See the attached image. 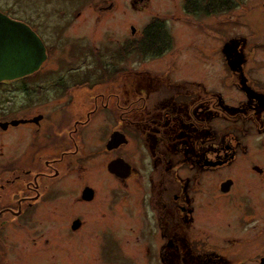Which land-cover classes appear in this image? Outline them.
I'll return each mask as SVG.
<instances>
[{
    "label": "rangeland",
    "instance_id": "1",
    "mask_svg": "<svg viewBox=\"0 0 264 264\" xmlns=\"http://www.w3.org/2000/svg\"><path fill=\"white\" fill-rule=\"evenodd\" d=\"M186 2L0 0L3 13L32 26L36 23L51 53L43 72L27 76L36 78L35 86L41 90L29 94L17 90L22 81L13 87L0 86V99L25 100L28 105L17 115L45 117L39 134L34 126L0 134L5 154H0V169L4 173L11 164L14 168L44 171L43 198L26 211L25 223L10 221L0 229V264H82L83 259L88 264H163L161 246L167 238L158 230L157 212L150 202L152 194L170 199L179 194L189 203L183 199L185 203L179 200L178 204L195 207L194 219L187 222L179 209H171V219L181 225L170 230V237L189 244L201 239L206 252L190 250L183 254L181 250H171V264H206L204 260L210 252L218 254L221 264H258V254L264 252V177L254 173L252 165L264 166V130L259 129V117L241 121L233 116L237 115L236 106L249 103L247 88L253 86L264 95V0H235V8L218 15H207L200 9L188 11ZM154 17L166 21L172 39L168 52L145 57L127 49L121 54L120 48L132 37V26L136 28L135 37L140 39ZM229 47L248 63L244 75H249L251 83L247 88L240 89L235 84L237 77H231ZM113 66L126 70L118 84L88 87L98 77H110L97 74L99 68ZM76 70L96 73L80 77L82 83L74 90L54 88L59 77L71 83L70 73L76 74L72 73ZM109 93L122 97V119L118 124L114 112L119 110L115 105L119 100L111 98L110 108L92 114L76 133L82 143L78 151L67 135L69 128L63 131L62 139L56 135L54 138V122L68 123L71 128L78 118H86L97 95ZM210 100L218 102V117L208 124L214 131H198L194 124L187 132L180 119L197 120L195 112L200 113L191 112L193 105H206ZM165 107L183 114L171 125L168 123L167 130L179 128L186 136L171 137L166 155L170 173L160 179L161 174L150 175L151 160L141 142L136 145L139 134L134 133L130 121L143 118L144 110L156 116ZM147 108L151 109L146 111ZM213 115L211 112L208 118ZM116 127L130 135V143L119 151L135 168L126 180L107 170L110 158L119 153L105 148ZM178 139L184 145L180 146ZM64 149L75 152L47 165L49 160L59 159ZM206 158L223 165L213 174L204 172L208 169H198L204 176V187L200 189L195 178L196 162ZM54 165L60 170L55 176ZM228 178L236 182L230 192L223 193L220 185ZM163 179L166 183L162 190ZM87 185L95 189V201L76 203ZM156 186L159 190H155ZM76 215L90 221L82 231L90 236L85 252L77 237L61 230L68 228L69 218ZM96 220L101 224L92 226ZM71 243L77 244L75 253L70 250Z\"/></svg>",
    "mask_w": 264,
    "mask_h": 264
},
{
    "label": "flooded vegetation",
    "instance_id": "2",
    "mask_svg": "<svg viewBox=\"0 0 264 264\" xmlns=\"http://www.w3.org/2000/svg\"><path fill=\"white\" fill-rule=\"evenodd\" d=\"M1 21L2 20H0V22ZM16 21H21V20H16ZM21 22L29 25L41 37V39L43 40L46 46L47 59L44 61L41 67L34 73L43 72L44 64L49 59L50 54H51L49 47L45 41V38L41 36V33L39 34L36 23L33 22V26H32L26 21H21ZM135 31H132V37L130 41L125 43L120 48L121 54H123L124 50L130 49L129 47H131V53H136V54L140 53L137 50L138 44L140 42H143L147 37L142 33L141 38L137 39L134 35ZM19 33L22 36L25 35V31L23 29H19ZM166 52L168 51H164V52L156 51L154 53L149 52L148 55L146 54H142V55H145V57L151 56V55H155L159 57V56H163ZM227 54L229 57L228 63H229L230 68L232 69L231 77L233 78L237 77V80H235V84L240 85V89H244L243 86L246 87L247 83H251L249 75L247 77L244 75L245 67L248 63L244 59V57L242 58L241 56L234 55V51L230 47L228 48ZM76 71L77 72H72L76 74L70 73V75L73 78V81L71 83L70 81L69 83L66 82L65 78L59 77L56 80L57 82H54L55 83L54 88H57L58 91L74 90L75 88L79 87L80 83H82V81H80L81 80L80 77H82L85 74L91 75V73H96V72H84V71L79 72L78 70ZM124 72H126L125 69L118 68L116 66L107 67V68H99L97 74L109 75L110 77L105 78V79H103V77L101 79L98 77V80L92 82L91 84L88 83L87 85L88 87H94L99 84H107V83L118 84ZM57 75H61V74L59 73ZM90 75H87L86 79L89 78L90 80V77H89ZM23 78L24 77L14 79V80H17L14 82L13 80L2 81L0 82V86L9 85L13 87L14 85L19 84L17 90H20L28 94L31 91H35L38 89L41 90V87H36L35 83L23 82L22 81ZM18 81L19 82L22 81V83L16 84ZM247 89L248 90H245V92L250 97L249 103L247 101L248 104L246 106H241L242 104H240L239 106H236V110L234 112L237 113V115L233 116V118L234 120H241V121L244 120L245 121L246 118L248 117L255 118V119L256 117H259V120L261 121L259 129L264 130V98H263L264 95L262 93H259L257 90H254L253 86ZM109 94L110 95H106V96H104L103 94L97 95L95 99L96 103H94L93 108L87 112L86 118L85 119L78 118L74 122V125L71 126V128L69 127L68 123L58 124V122L57 123L54 122V138L56 139L57 137L58 139H62L64 137L63 131L69 128L68 130L69 133L67 132V135L69 139L71 140L72 147L74 148V150L78 151L80 147L82 148V143L78 142V140L76 139V133L80 130L82 126H84L86 123L90 121L92 114H95L96 112L100 110L106 111L107 107L110 108L111 98H117V100H119V103L116 102L115 104L119 110L114 112V115H116V122L118 124L122 119V115H121L122 97H121V94H118V93H109ZM217 103L218 102L212 103L211 100H210V103L206 105H203L201 102L195 103L192 107L191 112L194 113L195 111H198L200 114L198 115L195 112V117L197 118V120L194 119V121L180 119L183 114L179 112L174 113L172 110H170L167 107H165V109L162 111L158 110L157 112L158 114L156 116H150L149 114L145 113V110H144L143 118L140 117V118L132 119L130 121L131 125L133 126L135 130L134 133L136 132L139 134V137L137 138V141H136L137 142L136 145L139 146V143L141 142V145H142L141 147L143 148V151L145 152V154H147V157L151 160L152 167L150 168V171H149L150 175L155 176V174H159V175L161 174L160 176V179H161L163 175H167L168 173H170L169 172L170 165L167 162L168 159H166V155L169 154L170 142L173 141L171 137H175L177 139L183 136L185 138L186 136L185 132L181 131L179 128L176 130L174 129L167 130L166 125H168V123H170L171 125L173 121H176L179 118L182 123L186 124V125L184 124V129H186L187 132H188V129L193 128L191 127V125H194V124L196 125L194 128L197 129L198 131L204 129L206 133L213 132L214 131L213 125H210V127H208V124H209V121L213 122L218 117L219 110H218ZM27 106L28 105L25 104V100L0 99V134H9L10 132H13L14 129L19 128L21 126H34L37 131L35 133L39 134V132H42L41 129L43 128V121L45 119L43 114L32 115V116L17 115L16 112L23 110ZM202 108H205V109H202ZM150 109L151 108H147L146 111ZM187 112L190 113V110H188ZM211 112H214V115L208 118ZM243 113H246L247 115L245 116L243 115ZM202 117H204V119ZM202 122H205V124L203 125ZM117 127L114 128V130H112V132L109 134V138H107L106 140L105 148L109 152H117V151L119 152L124 145L130 143V135L127 132H125L122 128H117ZM205 127H208V130ZM115 133H118V134L122 133L126 140L125 141L120 140L118 144L116 142L112 143V141L114 140L112 139V137ZM139 138H141V141ZM177 141L180 143L179 144L180 146L184 145L182 144V140L179 141L178 139ZM3 143L4 142L0 143L1 145L0 154L2 156L5 155L4 150H3L4 149ZM111 144L113 147L110 148L109 145ZM72 149L62 150L61 157L59 159L54 158V161L49 160L47 162V165L50 166L52 162L56 163L59 160L62 161L66 154L69 155L70 153L75 152ZM183 154H184V158H186V153L184 152ZM118 158L124 159V161H126L131 167L130 173H128V175L125 177L118 176L114 174L113 172H110L108 169L109 163ZM197 162H196V165H198V167L195 173V178L196 177L198 178L199 188L202 189L204 187V180L202 177L204 176L201 173H199L198 169H208V170H204V172H211V174H213L214 171L218 170L217 167L223 164L218 163L217 160L215 159L213 160L212 158L211 159L206 158L204 159V162L202 161H197ZM181 165H184V164L182 163ZM107 170L111 175H114L118 179H122V180L123 179L126 180L128 177H130V175L133 172H135V168L132 165V163H130L126 158H124L120 152L116 154L115 156H113L112 158H110V160L107 163ZM252 170L254 171V173L257 172L260 176L264 177V166L260 164H253ZM5 172L7 173H4V169L3 170L0 169V229H2L3 226H6L7 224H9L10 221L21 220L22 223L24 224L25 223L24 218L26 216L25 214L26 211L35 207L37 202L42 200L43 198L41 179L43 178L44 171H42L41 169H34V168H28V169L23 168V167L14 168V165L11 164L10 166H6ZM59 172H60L59 168L56 165H54V176L59 174ZM156 179H158L157 176L155 180ZM162 181H163V188H162L163 190L165 189V186H164L165 179L161 180V182ZM226 182H230V187L228 189H224L226 188V185L224 186V183ZM235 182L236 180L234 178H228L224 180L220 185L221 191L223 193L230 192ZM154 186H155V182H154ZM86 189H92L93 195L91 197H88L89 195L86 193ZM155 190H159V188H157L156 186ZM150 198H151L150 202L152 203L151 206L155 208V211L157 212L158 230L162 233L164 238H167L166 242H164L161 246L160 257L162 259L163 264L172 263L170 259L171 250H181L183 251V254H185L186 251L198 250L201 252L200 254H202L205 248L203 247L204 242H201V239L200 240L198 239L197 243L189 244V243H184L180 241L179 243L177 242L178 239L170 237L171 235L170 230H172V228L175 226L180 227L181 225L178 222V220H175V219L172 220L171 219L172 216L170 217L171 211L173 210V208L175 209L177 208L180 210V212L183 215L181 218H183L186 222L194 219L193 212L195 210V207L186 206L185 204H178L179 200H182L183 203H185V201L189 203L186 197L183 198L179 194H174V196H172V199H170V197L164 196L163 194L162 195L152 194ZM95 199H96L95 189L92 186L87 185L82 190V193L76 197V203L90 204V203H93ZM183 199L185 201H183ZM61 212H64V211H61ZM69 219L70 221L68 223V228L66 227V228L61 229L62 233H65L67 235H74L75 237H77L78 240L81 242V245L83 246V252H85V249H87L89 241H90V236L89 234L85 235L84 233H82V231L83 229H85L87 226L90 225V221L81 215H76V216L70 217ZM170 219L172 220V222ZM99 224H101V221L96 220L95 222H93L92 226L93 225L96 226ZM153 231H154V228H152L151 232ZM76 246L77 244L71 243L70 250L74 253L76 251L74 249H77ZM258 255H259L258 260H257L258 264H264V252ZM204 261L206 262V264H221L222 263V260L218 257V254L216 252H213V253L210 252V254L206 256ZM69 262L71 263V260H69ZM82 264H88L87 260L83 259ZM227 264H231V262L229 261L227 262Z\"/></svg>",
    "mask_w": 264,
    "mask_h": 264
},
{
    "label": "water",
    "instance_id": "3",
    "mask_svg": "<svg viewBox=\"0 0 264 264\" xmlns=\"http://www.w3.org/2000/svg\"><path fill=\"white\" fill-rule=\"evenodd\" d=\"M0 82L25 77L36 72L47 59L46 46L41 37L27 24L16 21L0 11ZM19 29L25 31L22 36ZM132 31L136 28L132 26ZM112 143L125 141L122 133H115ZM109 147H113L112 144ZM108 169L114 174L125 177L130 173V165L122 158L109 163ZM228 189L230 182L224 183ZM91 197L92 189H86Z\"/></svg>",
    "mask_w": 264,
    "mask_h": 264
},
{
    "label": "trees",
    "instance_id": "4",
    "mask_svg": "<svg viewBox=\"0 0 264 264\" xmlns=\"http://www.w3.org/2000/svg\"><path fill=\"white\" fill-rule=\"evenodd\" d=\"M186 7L189 10H193L194 13L196 10L202 11L207 15H218L230 12L235 8V0H187ZM147 38L138 44V51L141 54L148 55L149 52L154 53L156 51H167L170 46L172 39L170 37L169 31L166 29V21L154 17L147 23L143 32ZM129 50V49H128ZM131 51V48H130ZM129 52V51H128ZM32 78L24 77L23 82L26 83H37L38 81H33Z\"/></svg>",
    "mask_w": 264,
    "mask_h": 264
}]
</instances>
